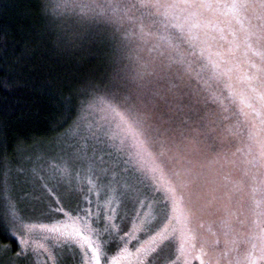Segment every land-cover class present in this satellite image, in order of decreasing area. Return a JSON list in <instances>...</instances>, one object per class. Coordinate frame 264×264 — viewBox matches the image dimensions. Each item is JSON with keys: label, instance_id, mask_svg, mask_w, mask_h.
<instances>
[{"label": "snow or ice", "instance_id": "6c2138e0", "mask_svg": "<svg viewBox=\"0 0 264 264\" xmlns=\"http://www.w3.org/2000/svg\"><path fill=\"white\" fill-rule=\"evenodd\" d=\"M56 7L65 13L79 10L83 13L79 17L82 22L90 21L106 26L103 31H94L86 26L57 37L58 55L72 63L76 70L72 93L65 99L64 104L68 113L67 120L73 118V101L76 97L81 98V111H87L95 101L103 100L114 114L117 127L124 138H130L132 143L126 146L122 139L120 144H116L115 138L109 136L103 126L83 127L81 139L87 147L81 151L85 156L88 152L92 153L89 161L97 182L89 187L87 193L81 192L82 200L75 193L66 196V193L58 191L54 185L43 186L38 199L43 202L50 200L53 195L55 199L52 204L44 207L41 214L47 219H55L59 213L73 220L91 218L90 209L94 202L89 194L93 191L101 198L109 191L118 193L123 205L139 203L143 207L150 194L161 191V188L157 187L158 174L166 175L167 182L163 191L168 203L163 205L158 215L161 218L166 217L168 223L156 231L146 243L141 244L135 253L129 251L125 238L134 239L140 226L134 223L131 231L125 232L123 237L120 236L127 225L126 216L120 217L121 224L115 223L116 211L111 210L109 213L99 200L95 202L97 210L94 214L97 227L89 230L101 239L85 241L80 245L81 248L86 245L85 251L91 250L88 264H101V258L105 264H117L121 254L137 256L138 264H150V257L157 248L170 241L177 233V228L172 226L175 217L168 215L169 204L173 210L177 206L182 208L184 225L181 231L189 233L190 239L195 240L189 226L191 221L206 213L212 207L213 201H220L229 193L216 184V172L202 162L208 159L205 149L210 146L206 143L208 137L203 131L206 125L205 117L200 114L199 91L192 90L190 80L185 79V74L179 69L173 71L175 62H166L164 53H161L159 58L145 60L130 42L118 35V25L125 20L135 19L136 11L163 15L168 20L169 13L173 14L174 19L186 14L187 19L188 16L195 15L196 10L259 9L261 17H264V0H233L231 4H225L222 0H59ZM41 11L48 15V0H41ZM173 27L183 32V25L173 24ZM259 100L260 111L253 107L257 116L264 111V95H261ZM208 122L211 123L210 120ZM260 123L264 126V119H261ZM255 143L256 154H245L250 158H246L243 163L248 167L245 175L248 176L252 188L251 211L258 218H262L264 127L261 128V134ZM97 152L101 153L99 158L96 156ZM219 158L217 154L216 159ZM146 161L150 162V167ZM83 203L88 207H82ZM136 211L134 220L139 218V209ZM70 212L75 213V216L69 215ZM261 223H264V219ZM101 225L103 227H100ZM12 227L11 234L15 236L19 229H16L15 225ZM36 227L25 225L24 229L31 232ZM38 227L49 233L59 234L58 238L63 237L65 243H77L71 234L62 229L59 222ZM155 227L156 225L149 224L144 230L151 231ZM105 234L107 238H103ZM261 240L264 243V228H261ZM190 247L194 249L195 245ZM29 248V242L22 234L19 237L17 255L28 258ZM185 248L186 241L181 236L177 259L182 258L184 264H190ZM114 249H119V252L109 260L108 254ZM261 250L264 252V248ZM32 251L34 252L35 248ZM201 255L204 253L201 252L195 258L199 259ZM49 259L55 261V257L51 255Z\"/></svg>", "mask_w": 264, "mask_h": 264}, {"label": "rangeland", "instance_id": "374dc122", "mask_svg": "<svg viewBox=\"0 0 264 264\" xmlns=\"http://www.w3.org/2000/svg\"><path fill=\"white\" fill-rule=\"evenodd\" d=\"M49 1L51 2L50 12L51 10L58 12L59 23L66 28L102 25L90 21L82 22L79 17L83 13L79 10L65 13L64 10L56 7L59 0ZM222 2L231 4L233 0H222ZM258 11L259 9L232 11L229 8L214 11L196 10L195 15L188 16L187 19H185L186 14L174 19L173 14L169 13L168 20L163 15L136 11L134 12L135 19L125 20L118 25L120 29L118 34H123V38L135 49L147 47L143 46L144 44L154 43L164 49L172 61L178 62L183 69L196 77L203 86V92L206 88L211 91L210 94L215 98L214 101L222 114L237 132L243 159L239 160L234 157L229 160L234 163H225L218 159L210 165L205 163L210 170L216 172V184L229 193L227 197L221 199L223 214L216 210L214 216H217L216 220L222 219L226 224L219 230L229 232V236L224 233L226 236L223 241L228 240L230 246L236 247L233 256L230 255L232 259L229 258L231 264H238L240 258L237 249L242 239L248 242L244 247L246 264H264V252L261 250L264 248L261 240V228H264L261 220L264 217L258 218L251 211L253 207L250 199L252 188L248 176L243 175L248 172V167L243 161L250 158L245 154H256L255 142L261 134V128L264 127L260 123L261 119H264V111H261L260 116L253 111V107L260 111L259 97L264 95V60L259 62L258 57L260 48L264 49V42L262 46H259L256 40V35L264 34V18L260 20ZM173 24L183 25V32L173 27ZM141 36H143L142 39ZM262 39L264 40V37ZM88 126H103L108 135L115 138L116 144H120L122 139L126 146L132 143L130 138H124L117 127V120L108 109L107 103L97 100L87 111H82L74 128L62 139L21 151L18 162L6 176V197H4V189L1 195L2 215L6 227L11 232L13 225L19 229L13 236L18 247L19 237L22 234L28 240L30 254L28 258L18 255L11 258L7 251L0 250V264H88L91 250L85 251L86 245L85 248H81L80 245L85 241L101 239L89 230L97 227L94 223L97 200L109 210V213L111 210L116 211L115 223L121 224L120 217L126 216L127 225L120 236L123 237L125 232L131 231L134 223L140 226V230L135 232L134 239L125 238V243L131 253H135L141 244L146 243L156 231L168 223L166 217L161 218L158 215L163 205L168 203L163 191L167 176L160 174H158L157 187H160L161 191L150 194L143 207L139 203L123 205L118 193L109 191L101 198L93 191L89 194L94 202L90 209L91 218L73 220L66 218L63 213L57 214L55 219L42 216L44 207L52 204L55 199L54 195L50 200L43 202L38 199L43 186L54 185L58 191L66 193V196L75 193L82 200L81 192L87 193L89 187L97 182V177L91 171L93 166L89 161L92 153L88 152L85 156L81 151L87 147L81 139L82 129ZM100 155V152L96 153L97 158ZM146 164L151 166L149 161H146ZM257 176L258 184V173ZM82 207L87 208L88 206L83 203ZM218 207H221V204ZM137 209H139V218L134 220L133 218L137 216ZM210 209L213 210V203ZM210 209L207 212L211 211ZM167 211L168 215L175 217L172 226L177 228V233L170 241H166L157 248V251L150 257V264H184L182 258L177 259L181 236L186 241L185 252L189 256L190 264H199V259L195 256L201 252L204 253L200 256L201 259L211 260L210 264H219L217 258L221 256L226 259V255L222 253L217 254V258L213 254L217 241L211 240L209 230H212V227L205 228L208 232L202 234L208 240L199 238L198 231L202 225L200 226L199 221L192 220L189 226L195 235V240H191L189 233L181 231L184 225L182 208L177 206L173 210L169 204ZM69 215L74 217L75 213L70 212ZM201 216L202 214L199 217ZM57 222L65 232L71 234L72 239L77 243H65L63 237L58 238L59 234L49 233L38 227ZM149 224H154L156 227L151 231H145L144 229ZM25 225H36L37 227L31 232H26ZM103 238H107V234ZM192 244L195 245L194 249L190 247ZM123 246L122 244L121 247ZM205 246L206 251L202 249ZM33 248H35L34 252ZM118 252L119 249H114L108 254V259L111 260ZM49 255L55 257V261L49 259ZM101 264H105L103 258H101ZM117 264H138V257L121 254Z\"/></svg>", "mask_w": 264, "mask_h": 264}, {"label": "trees", "instance_id": "16d2710c", "mask_svg": "<svg viewBox=\"0 0 264 264\" xmlns=\"http://www.w3.org/2000/svg\"><path fill=\"white\" fill-rule=\"evenodd\" d=\"M50 3L48 0V5ZM57 13L49 10L48 15L43 14L41 0H0V250L7 251L11 258L17 255L19 247L2 215L1 195L4 189L6 197V176L18 162L21 151L59 141L74 128L82 113L79 107L81 98L76 97L73 101V118L67 120L68 113L64 104L72 93L76 70L57 51L58 36L82 28L69 29L62 26ZM258 17H261L260 11ZM89 27L94 31H103L106 26ZM263 37L264 34L256 35L259 46L264 42ZM143 46L147 47L136 50L145 60L159 58L164 53L166 62H173L170 55L158 45L151 43ZM260 49L259 62L264 60V49ZM177 69L185 74V79L190 80L192 90L200 93V114L205 117L206 125L203 131L207 134L206 143L210 146L205 149L208 159L202 162L210 165L217 160V154L220 157L218 160L225 163L234 157L243 159L237 132L222 114L215 98L210 94L211 91L206 88L203 92L198 79L175 62L173 71ZM241 177L247 179L245 176ZM222 203L221 200L214 201L213 210L194 219V222L199 221L200 226L202 225L198 231L199 238H204L202 234L208 232L205 228L214 229L209 230L211 240L217 241L213 254L216 258L217 254L226 255V259L222 256L217 258L219 264H231L229 258L230 255L233 256L236 247L230 246L228 240L223 241L226 235L229 236V232L219 230L226 224L222 219L216 220L217 216H214L216 210L223 214ZM219 204L221 207H218ZM239 242L238 264H246L244 247L248 242L243 239ZM202 249L206 251V246ZM210 261L199 258V264H210Z\"/></svg>", "mask_w": 264, "mask_h": 264}]
</instances>
